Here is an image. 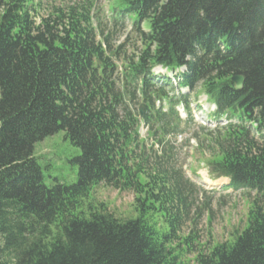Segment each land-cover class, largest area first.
Returning <instances> with one entry per match:
<instances>
[{
    "label": "trees",
    "instance_id": "trees-1",
    "mask_svg": "<svg viewBox=\"0 0 264 264\" xmlns=\"http://www.w3.org/2000/svg\"><path fill=\"white\" fill-rule=\"evenodd\" d=\"M35 3L0 0V264H264V0H118L142 42L120 76L93 4L40 17ZM158 66L185 67L183 86L241 120L218 129L207 164L256 193L230 241L213 243L210 214L203 243L197 187L168 140L180 123L157 110L171 93L150 78ZM59 133L81 150L78 181L49 188L35 149ZM103 184L134 194L136 218L92 203Z\"/></svg>",
    "mask_w": 264,
    "mask_h": 264
},
{
    "label": "rangeland",
    "instance_id": "rangeland-1",
    "mask_svg": "<svg viewBox=\"0 0 264 264\" xmlns=\"http://www.w3.org/2000/svg\"><path fill=\"white\" fill-rule=\"evenodd\" d=\"M87 2L94 5L90 15L93 24L99 23L97 33H102L98 41L104 37H108L111 41L113 51L117 52L113 62L119 66L118 76L122 74V66L126 60L138 54L142 47L140 34L134 28L132 18H124L119 23H115V14L112 9L118 4V0H36L37 11L40 17H47L56 9H69L70 6L77 7L78 4ZM90 10V9H89ZM40 21V19H37ZM143 32L148 31V27H141ZM196 98H192V111L195 114V122L185 127L184 135L178 138L180 149L175 152L176 166L181 168L186 178L194 184L197 189V202L194 208L199 211V219L197 223L200 225L203 243L210 241L207 236L208 232V216L212 215V231L213 243H224L232 239V234L236 230H242L246 224L248 208L250 201L256 196L255 192H220L212 185L206 184L204 181L205 165L213 159L214 136L218 135L215 122L205 123V117L200 116L195 110V103L199 101L206 102V96L202 95V90L196 92ZM207 108V106H206ZM214 107L208 102V109L211 111ZM223 124H226L224 122ZM223 127V126H222ZM213 139V140H212ZM81 150L74 147L69 140L65 138L64 133H59L54 137L48 138L38 144L35 149V156L42 169L44 183L51 188L56 183L63 185H74L78 181L79 167L75 160L80 157ZM209 182V181H208ZM219 187L221 184H215ZM215 191V192H214ZM251 195L252 199H249ZM92 203H104L108 210L117 218L128 220L136 218L134 212V194L132 192H118L104 184L97 187L92 194ZM205 201H208V209L204 208ZM196 216H193L192 219ZM191 225L193 221L189 220ZM190 227V226H189ZM212 243V245H213ZM194 256L187 259L193 260ZM193 264V263H192Z\"/></svg>",
    "mask_w": 264,
    "mask_h": 264
},
{
    "label": "water",
    "instance_id": "water-1",
    "mask_svg": "<svg viewBox=\"0 0 264 264\" xmlns=\"http://www.w3.org/2000/svg\"><path fill=\"white\" fill-rule=\"evenodd\" d=\"M232 82L235 84V87L239 90L243 88L244 85V77L242 76H234L232 78Z\"/></svg>",
    "mask_w": 264,
    "mask_h": 264
},
{
    "label": "bare ground",
    "instance_id": "bare-ground-1",
    "mask_svg": "<svg viewBox=\"0 0 264 264\" xmlns=\"http://www.w3.org/2000/svg\"><path fill=\"white\" fill-rule=\"evenodd\" d=\"M208 182V181H207ZM215 184H219L220 185V183L218 182V183H215ZM215 184H213L214 186H215Z\"/></svg>",
    "mask_w": 264,
    "mask_h": 264
}]
</instances>
